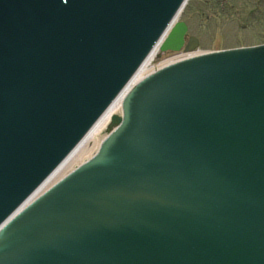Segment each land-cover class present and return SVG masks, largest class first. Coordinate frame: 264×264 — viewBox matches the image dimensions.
Returning a JSON list of instances; mask_svg holds the SVG:
<instances>
[{"label":"water","instance_id":"95a60500","mask_svg":"<svg viewBox=\"0 0 264 264\" xmlns=\"http://www.w3.org/2000/svg\"><path fill=\"white\" fill-rule=\"evenodd\" d=\"M121 1L0 0V222L123 86L177 2ZM184 33L177 24L160 50L178 51ZM105 133L0 228V264H264V46L155 72Z\"/></svg>","mask_w":264,"mask_h":264},{"label":"rangeland","instance_id":"374dc122","mask_svg":"<svg viewBox=\"0 0 264 264\" xmlns=\"http://www.w3.org/2000/svg\"><path fill=\"white\" fill-rule=\"evenodd\" d=\"M216 1V0H213ZM234 8H223L222 2L213 4L212 0H189L180 16V21L190 26V35L199 39L201 51L220 50L238 45H253L259 41V31H264V17L256 21L252 15L248 23L244 10L251 8L255 0H230ZM264 10V2L261 7ZM242 15V17H241ZM247 18V17H246ZM244 26V27H243ZM182 54L157 53L152 64L147 67L152 69L154 65Z\"/></svg>","mask_w":264,"mask_h":264},{"label":"bare ground","instance_id":"6f19581e","mask_svg":"<svg viewBox=\"0 0 264 264\" xmlns=\"http://www.w3.org/2000/svg\"><path fill=\"white\" fill-rule=\"evenodd\" d=\"M182 11V8L180 12ZM179 17V14L175 17L174 22L177 21ZM171 26V25H170ZM169 28L166 30L164 36L162 37L159 44L155 47V50L152 52V54L149 56V58L145 61V63L142 65V67L138 70L136 75L133 77V79L130 81V83L127 85V87L123 90V92L116 98V100L109 106V108L106 110V112L101 116V118L96 122V124L92 127V129L87 133V135L83 138V140L79 143V145L72 151V153L66 158V160L57 168V170L51 175L49 178V182L44 183L43 187H41L38 192L35 193V195L31 198L33 199L35 196H38L39 193H42L44 190H46L48 187H50L52 184H54L57 180L62 178L65 174H67L69 171H71L74 167L80 165L83 163L86 159L90 158L97 150L102 142V139L104 138L105 129L106 126L110 120V117L112 115H119L121 112V100L124 96V94L132 88L137 82H139L141 79L146 77L148 74L153 73L163 67H166L170 64H173L175 62L181 61L183 59L198 55V54H182L179 56H176L174 58H170L168 60H165L164 62L160 64L154 65V67L150 70L147 69L148 66L152 64V61L157 53V50L160 46V44L164 41L166 34L170 30ZM30 199V200H31ZM28 200V201H30ZM20 209V208H19Z\"/></svg>","mask_w":264,"mask_h":264}]
</instances>
